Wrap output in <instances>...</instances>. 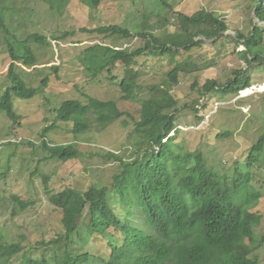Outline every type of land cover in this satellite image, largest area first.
Here are the masks:
<instances>
[{
  "label": "trees",
  "instance_id": "16d2710c",
  "mask_svg": "<svg viewBox=\"0 0 264 264\" xmlns=\"http://www.w3.org/2000/svg\"><path fill=\"white\" fill-rule=\"evenodd\" d=\"M43 1L50 8L59 10L69 0ZM84 1L93 8L101 2ZM249 1L255 18L263 22L264 0ZM161 4L168 6L167 0H161ZM148 15H143L142 20L149 22L152 15L147 18ZM177 20V31L163 36L154 34L160 25L152 26L151 23H144L141 30L135 32L115 24L80 30L105 38L119 37L138 42L131 49L94 44L75 57L76 69H83L90 79L105 75L106 80L119 88L122 100L135 97L141 62L168 57L171 69L162 85L151 87L147 98L140 103L139 119L128 134V137H134V158L124 160L112 152L106 155L120 166L119 172L112 177L110 188L90 186L79 191L66 187L49 195L50 204L61 212L62 232L48 241L49 246L47 242L38 243L36 251L41 250L39 258L23 251L20 243L4 241L0 234V264H14L11 260L14 255L19 257L18 264H259L253 254L264 243V236L258 240L254 229L260 225L264 215L253 210L262 196L252 188L249 168L264 152V132L251 146L245 166L235 165L230 177L220 175L208 167L202 153L189 151L177 142L178 106L171 89L178 85L180 74L197 71L190 54L194 49H200L206 41L227 38L244 47L238 55L247 65V70L235 71L234 78L224 84L207 80L199 94L206 99L212 94L235 95L247 90L251 86L248 69L253 64L264 65V54L260 50L263 28L254 26L247 34L235 32L231 36L225 34L228 31L225 21L205 9L189 16L178 14ZM66 35L73 33L54 40H63ZM29 42L41 46L49 43L45 36L39 34L27 36L16 46L8 43L10 64L5 77L9 86L0 96V111L13 123L20 118L14 110L13 97L30 100L37 95V89L27 87L17 72L18 65H37ZM184 55L188 62L184 61ZM60 69L51 66L55 75ZM115 70H121V76L114 75ZM48 83V78L41 82L45 88ZM82 96L85 102L67 99L54 110L55 124L43 129V138L55 128L56 122L71 124L70 133L76 137L92 129L91 117L96 125L105 129L126 115L118 109L115 101H100L84 93ZM231 134L227 131L217 137ZM41 148L47 153V159L60 162L75 160L81 155L75 143L43 141ZM3 176L0 175V181ZM43 182L46 186L45 177ZM108 195H114L118 203L110 204ZM11 201L20 211L30 205L14 195ZM118 206L119 209L116 208ZM108 231H117L122 240ZM106 236L110 238L106 260L80 250L89 239ZM58 246L63 247L62 255L52 253L45 256V252L58 250Z\"/></svg>",
  "mask_w": 264,
  "mask_h": 264
},
{
  "label": "rangeland",
  "instance_id": "374dc122",
  "mask_svg": "<svg viewBox=\"0 0 264 264\" xmlns=\"http://www.w3.org/2000/svg\"><path fill=\"white\" fill-rule=\"evenodd\" d=\"M249 3V0H167L168 6H162L161 0H101L98 7L93 8L84 0H69L65 7L57 10L43 0H0V96L9 86L5 77L10 64L8 43L16 46L31 34L45 36L49 42L42 46L29 42L37 65H18L17 68L27 87L37 89V95L30 100L13 97L14 110L20 116L16 123L0 111V175L4 174L0 181L2 239L20 243L23 251L39 258L38 243L47 242L49 246L48 241L62 232L61 212L50 204L49 195L66 187L79 191L90 186L110 188L112 177L119 172L120 166L106 155L112 152L124 160L134 158V137H128V134L139 119L140 103L147 98L151 87L162 85L171 69L168 57L141 62L135 97L122 100L119 88L106 80L105 75L90 79L83 69H76L75 57L94 44L131 49L138 42L119 37L105 38L81 32L82 28L115 24L135 32L140 31L144 23H151L152 26L160 25L154 34L163 36L177 31L178 14L189 16L205 9L225 21L228 27L225 34L231 36L235 32L247 34L254 26L262 27L260 50L264 54V21L255 18ZM147 14V18L152 15L149 22L142 20ZM70 33L73 35H66L63 40H54ZM243 50V46H237L227 38L206 41L200 49L190 53L197 71L180 74L178 85L171 89L178 106L177 142L189 151L202 153L211 170L227 177L233 174L235 165L245 166L251 146L264 132V65H251L247 72L251 86L238 94H212L203 99L199 89L207 80L224 84L234 78L235 71H246L247 65L238 55ZM185 57L184 61H187ZM51 66L61 68L57 75ZM114 75L121 76V70H115ZM46 78L49 83L45 88L41 82ZM83 93L100 101H115L118 109L126 115L105 129L96 125L91 117L92 129L76 137L70 133L71 124L56 122L55 128L43 138V129L55 124L54 110L67 99L85 102ZM227 131L232 134L217 137ZM43 141L75 143L81 155L68 162L47 159V153L41 148ZM249 170L252 188L262 196L253 210L264 215V152ZM13 195L28 202V208L20 211L11 201ZM108 199L110 204L118 203L114 195H108ZM134 222L137 225V220ZM108 232L117 234V231ZM254 234L258 240L263 238L264 218L254 229ZM117 238L122 240L120 234ZM108 240L107 236L93 237L80 250L106 260L110 252ZM62 252L63 247L58 246V250L47 251L45 256L52 253L62 255ZM253 255L257 256L259 264H264V243ZM11 260L18 264L19 257L14 255Z\"/></svg>",
  "mask_w": 264,
  "mask_h": 264
}]
</instances>
